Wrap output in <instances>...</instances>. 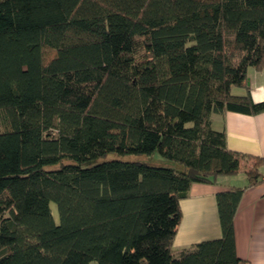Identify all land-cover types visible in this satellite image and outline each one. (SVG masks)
Instances as JSON below:
<instances>
[{
  "label": "trees",
  "instance_id": "16d2710c",
  "mask_svg": "<svg viewBox=\"0 0 264 264\" xmlns=\"http://www.w3.org/2000/svg\"><path fill=\"white\" fill-rule=\"evenodd\" d=\"M248 67L264 0H0V264H248L244 187L216 194L220 237L171 251L191 183L244 158L211 114L264 112Z\"/></svg>",
  "mask_w": 264,
  "mask_h": 264
},
{
  "label": "crops",
  "instance_id": "0c3cea01",
  "mask_svg": "<svg viewBox=\"0 0 264 264\" xmlns=\"http://www.w3.org/2000/svg\"><path fill=\"white\" fill-rule=\"evenodd\" d=\"M247 86L253 101L264 100V69L247 68ZM234 95H244L245 87L232 86ZM211 126L224 130L228 149L244 155L239 170L218 175L213 182L191 183L188 195L179 201L180 219L171 248L173 255L196 243L221 236L216 194L231 186L244 187L233 216L236 254L248 264H264V165L261 181L247 185L246 156L264 158V112L247 114L225 111L211 114Z\"/></svg>",
  "mask_w": 264,
  "mask_h": 264
},
{
  "label": "rangeland",
  "instance_id": "374dc122",
  "mask_svg": "<svg viewBox=\"0 0 264 264\" xmlns=\"http://www.w3.org/2000/svg\"><path fill=\"white\" fill-rule=\"evenodd\" d=\"M141 158L154 162V161L160 160L161 157L157 152H155L152 155H149V156L144 155ZM246 160L251 162V164L255 162L253 158H246ZM50 208L52 211L53 218L57 222L58 221V214H57L56 205L54 202H50Z\"/></svg>",
  "mask_w": 264,
  "mask_h": 264
}]
</instances>
